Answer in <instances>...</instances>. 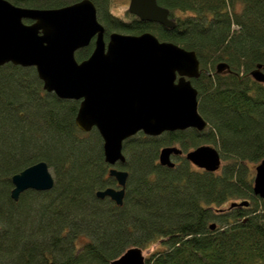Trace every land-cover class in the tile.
I'll return each instance as SVG.
<instances>
[{"label":"trees","instance_id":"trees-1","mask_svg":"<svg viewBox=\"0 0 264 264\" xmlns=\"http://www.w3.org/2000/svg\"><path fill=\"white\" fill-rule=\"evenodd\" d=\"M9 1L53 9L80 0ZM92 1L106 39L114 31L152 32L197 52L201 75L192 83L207 126L159 136L139 132L123 142L126 161L117 166L129 176L120 206L96 197L118 185L98 130L76 124L80 101L47 92L35 67L4 64L0 264H112L131 247L143 249L146 264H264V198L255 195L253 179L264 159V83L250 74L264 66V0H157L170 10L174 28L142 21L127 7L118 13L115 0ZM93 50L94 41L77 50V61ZM220 62L230 72L218 73ZM176 144L183 151L176 165H161L159 151ZM207 144L221 154L216 172L185 157ZM41 161L54 187L29 189L14 200L13 175ZM242 201L249 203L232 206Z\"/></svg>","mask_w":264,"mask_h":264},{"label":"water","instance_id":"water-1","mask_svg":"<svg viewBox=\"0 0 264 264\" xmlns=\"http://www.w3.org/2000/svg\"><path fill=\"white\" fill-rule=\"evenodd\" d=\"M128 6L142 21L176 26L170 10L157 0H130ZM97 17L92 0L53 9L0 0V67L7 63L35 67L47 92L80 101L76 124L84 132L98 130L109 174L118 185L97 191L96 197H109L121 206L129 176L128 171L117 168L126 161L123 142L139 132L159 136L167 131L206 128L207 121L198 108V89L192 83L201 75V62L195 50L161 41L152 32L136 35L114 31L106 39V28ZM93 41L91 55L77 61V50ZM216 71L230 72V67L220 62ZM250 74L264 83L262 64ZM181 150L178 146L163 147L159 163L174 167L173 156L183 155ZM185 157L209 172L222 166L221 154L212 145L197 146ZM253 179L255 195L264 198V159L255 167ZM12 182L11 195L16 201L26 190L48 191L55 184L45 161L13 175ZM112 264H146V258L142 248L131 247Z\"/></svg>","mask_w":264,"mask_h":264},{"label":"rangeland","instance_id":"rangeland-1","mask_svg":"<svg viewBox=\"0 0 264 264\" xmlns=\"http://www.w3.org/2000/svg\"><path fill=\"white\" fill-rule=\"evenodd\" d=\"M129 3H130V0H115V5L117 4V5L120 6V8H118L119 10H117V12H118V13H122V11H124V10L126 9V7L128 8ZM116 32H120V31H116ZM121 33H126V32H121ZM173 146H178V147H179L178 144L173 145ZM213 146H214V145H213ZM179 148H180V147H179ZM174 158H175V156H173V160L175 161ZM117 168H119V167L117 166ZM81 243H82V241H79V242H78V246H80ZM143 253H144V252H143ZM144 255H145V253H144Z\"/></svg>","mask_w":264,"mask_h":264},{"label":"bare ground","instance_id":"bare-ground-1","mask_svg":"<svg viewBox=\"0 0 264 264\" xmlns=\"http://www.w3.org/2000/svg\"><path fill=\"white\" fill-rule=\"evenodd\" d=\"M207 145H210V144H207Z\"/></svg>","mask_w":264,"mask_h":264}]
</instances>
